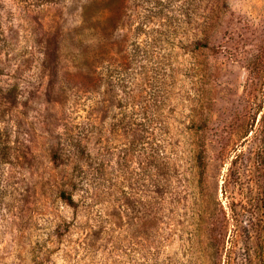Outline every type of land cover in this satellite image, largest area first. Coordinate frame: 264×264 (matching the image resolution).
<instances>
[{"label":"rangeland","instance_id":"rangeland-1","mask_svg":"<svg viewBox=\"0 0 264 264\" xmlns=\"http://www.w3.org/2000/svg\"><path fill=\"white\" fill-rule=\"evenodd\" d=\"M0 264H264V0H0Z\"/></svg>","mask_w":264,"mask_h":264},{"label":"trees","instance_id":"trees-1","mask_svg":"<svg viewBox=\"0 0 264 264\" xmlns=\"http://www.w3.org/2000/svg\"><path fill=\"white\" fill-rule=\"evenodd\" d=\"M67 200H68L71 204H73V201H72L71 197H67Z\"/></svg>","mask_w":264,"mask_h":264}]
</instances>
